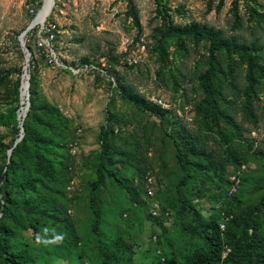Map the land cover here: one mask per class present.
I'll list each match as a JSON object with an SVG mask.
<instances>
[{"label":"rangeland","instance_id":"obj_1","mask_svg":"<svg viewBox=\"0 0 264 264\" xmlns=\"http://www.w3.org/2000/svg\"><path fill=\"white\" fill-rule=\"evenodd\" d=\"M56 19V61L23 37L32 111L18 166L0 178V208L17 217L0 213L11 233L0 245L22 252L23 264H167L202 246L189 227L250 215L264 239V0H70ZM31 20L22 0H0V175L20 133L18 38ZM186 28L216 35L209 85L218 116L200 85L209 43L173 33ZM137 35L148 43L141 54ZM131 54L140 56L129 65ZM171 136L186 149V177ZM152 205L168 213L160 223Z\"/></svg>","mask_w":264,"mask_h":264},{"label":"trees","instance_id":"obj_2","mask_svg":"<svg viewBox=\"0 0 264 264\" xmlns=\"http://www.w3.org/2000/svg\"><path fill=\"white\" fill-rule=\"evenodd\" d=\"M173 33L178 36H191L194 39L205 40L209 43V69L207 73L202 77L200 85L204 93L205 103L210 105L214 115L218 116L219 111L217 110L216 103L212 98V93L209 85L212 71L215 68L214 52L219 49L215 33L206 29L193 28L176 29L173 31ZM139 36L140 35H137L135 37V40L133 41L134 43L138 41ZM146 50H148V43H146ZM31 111L32 103L27 109L22 121L24 134L12 148L10 156L5 164L4 171L0 175L3 183L7 182V176L16 169V166H18L16 161L14 160V157L17 155L20 147L28 139L29 133L25 126V122L27 118L30 117ZM110 132H113L112 128H110ZM106 134L107 133L105 129H101L99 132V139L101 141L102 150V155L99 159V172L106 170L107 161L105 155L108 149ZM171 139L175 148V156L180 165V168L184 172V177H186L187 170L184 160L186 149L182 146L180 138L171 136ZM34 156L36 162L43 161L42 155L40 154V151L38 149L34 151ZM68 166L69 164L66 165L67 168ZM108 174L118 183L121 182L116 171L110 170L108 171ZM23 184L25 186H28L29 181L25 180ZM90 200L92 201V197H90ZM91 206L95 215L93 229L96 232L99 213L98 210L94 207V203H91ZM184 207L187 209L186 206ZM160 212L162 214L165 213L162 210H160ZM0 213L2 214V216H6L12 221L17 220L15 212L11 209L1 207ZM154 219L156 220V222L160 223V220H163L165 218ZM253 222V215H250L248 218L241 221L233 220L232 224L225 226L223 230H221L219 227L220 223L216 221L191 226L189 227V230L192 231L193 234L202 241V246H200L199 249L194 250L191 254L185 255L180 259H177L175 256L171 255L167 258V260H165V262L167 264H264V239L263 236L257 232V229L253 225ZM32 228L35 232V227L33 225ZM9 235H11V233L8 229L0 227V241H4L6 236L9 237ZM225 246H227L230 251L224 258H222V250ZM104 253L105 257L108 258L110 256H114V254H116V250L114 248H111L105 250ZM0 260L2 264H23L24 255L20 251L9 248L7 249L0 245Z\"/></svg>","mask_w":264,"mask_h":264},{"label":"built area","instance_id":"obj_3","mask_svg":"<svg viewBox=\"0 0 264 264\" xmlns=\"http://www.w3.org/2000/svg\"><path fill=\"white\" fill-rule=\"evenodd\" d=\"M70 0H22L24 10L26 13L32 17L30 24L28 25L27 32L33 38L34 47L36 50L45 53L46 56L49 57L50 61H56V55L52 49V44L56 41L57 34L59 33V26L56 18H61L64 15V11L66 10ZM47 9V12L42 17V19L36 21L39 13ZM146 40L143 35H140L138 41L135 43L136 50L138 53H144L146 51ZM140 56V55H139ZM135 54H131L128 58V64H134L137 62V58ZM103 66V65H102ZM96 67L92 65H85L82 71L92 72ZM154 102L161 106L162 108H166L167 105L158 100H154ZM70 152L74 154L75 148L70 149ZM69 171L71 170L70 166H68ZM76 186V180L71 177L65 184L66 192H70L74 190ZM234 189L230 190L232 193ZM150 215L153 218H166L168 213H161L160 209L157 205H152L150 209ZM220 229L223 230V224L219 225ZM155 239V237H154ZM222 258L226 256V254L230 251L228 247L223 248Z\"/></svg>","mask_w":264,"mask_h":264},{"label":"water","instance_id":"obj_4","mask_svg":"<svg viewBox=\"0 0 264 264\" xmlns=\"http://www.w3.org/2000/svg\"><path fill=\"white\" fill-rule=\"evenodd\" d=\"M27 30H28V27H27V29L25 31H23V33L18 38L20 47H21V49H22V51L24 53V60H25V64L23 66V74H22V80H23L22 87H23V85H24V87H23L22 92L20 93L21 101L23 103H25V106H24V109H23L22 113L18 115V119L20 121V135H19L18 139L15 140V142L13 144V147L21 139V137L23 136V128H22L21 125H22V120H23V118H24V116L26 114V111H27L28 105H29V103H28V85H29L28 79H29V76H28V73H27L29 52H28V49L25 47V43H24V39H23V37H24L25 33L27 32ZM12 148L8 149V151H7V159L10 156Z\"/></svg>","mask_w":264,"mask_h":264},{"label":"bare ground","instance_id":"obj_5","mask_svg":"<svg viewBox=\"0 0 264 264\" xmlns=\"http://www.w3.org/2000/svg\"><path fill=\"white\" fill-rule=\"evenodd\" d=\"M46 12H47V9H45L44 11H42L41 13H39V15H38L36 21L42 19V17L45 15ZM23 87H24V85H23ZM23 87L21 88V92H22V90H23Z\"/></svg>","mask_w":264,"mask_h":264}]
</instances>
